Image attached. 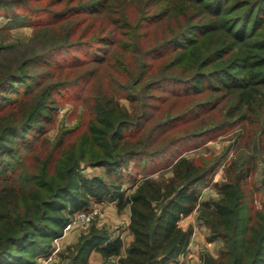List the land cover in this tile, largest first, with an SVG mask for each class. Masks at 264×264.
<instances>
[{
  "label": "trees",
  "instance_id": "trees-1",
  "mask_svg": "<svg viewBox=\"0 0 264 264\" xmlns=\"http://www.w3.org/2000/svg\"><path fill=\"white\" fill-rule=\"evenodd\" d=\"M65 1L52 0L51 7L38 12L30 7L31 0H9L0 2V11L12 13L7 16L21 24L37 21L34 26L41 29L72 16L112 10L111 0H83L73 7L55 9ZM183 2L181 30L149 53V59L192 48L191 53L196 50L193 68L181 72L183 77L168 76L142 85L143 70L131 86L116 83L117 90L112 86L93 98L81 131L65 130L56 142L46 133L57 110L58 95L77 88L89 75L81 72L67 82L38 84L30 68L44 61L53 65L57 54L65 51L89 52L92 62L105 63L109 48L118 43L115 33L104 29L92 38L83 34L63 44L65 47H46L17 67H1L0 264H38L63 236L76 212L105 201L116 203L119 213L129 209L132 241L125 254L120 238L92 226L67 248V264H89L93 253L105 260L119 258L118 264L175 262L186 253L193 235V229H182L180 221L195 211L208 229L207 242H221L217 257L206 254L201 264H264V202L261 208L255 206L258 189L253 192L250 185L257 162L264 159V121L259 116L264 109V0ZM197 9L202 21L192 24ZM17 10L27 12L21 16ZM224 13L229 17L222 19ZM157 20L153 15L141 23ZM117 26L122 37H129L122 22ZM151 66L142 65L146 72ZM62 67L69 66L58 69ZM118 87L129 92L125 98L132 111L121 105ZM139 90L145 95L139 97ZM150 91L164 96L157 98ZM202 93L210 97L196 103L195 96ZM167 100L174 104L186 100L187 106L179 115L160 114L146 128L153 120L151 111L159 109L153 102ZM207 111L216 112L210 122L203 116ZM183 124L184 129L175 131ZM237 126L243 127L245 146H255L250 148L252 154L226 165L224 181L214 184L219 199L200 204L198 186L213 179L218 163L186 156L171 161L170 150L217 137ZM166 131L171 133L167 148L161 141ZM133 161L140 166L134 173ZM88 165L104 168V176L83 174Z\"/></svg>",
  "mask_w": 264,
  "mask_h": 264
},
{
  "label": "rangeland",
  "instance_id": "rangeland-1",
  "mask_svg": "<svg viewBox=\"0 0 264 264\" xmlns=\"http://www.w3.org/2000/svg\"><path fill=\"white\" fill-rule=\"evenodd\" d=\"M6 1L9 0H0V2ZM77 2L83 3V0H68L63 2L62 5H58L55 9H65L67 6L73 7ZM31 3L30 7L38 10V12L39 10L48 9L52 6V0H31ZM183 3H185L183 0H111L109 7L112 10L107 13L101 15L72 16L65 22L48 27L45 26L41 29L34 26L37 21L33 25L21 24L14 17L7 16L12 13L0 11V69L6 64L17 67L24 60L32 56H37L38 54L40 55V53L47 49L46 47L53 46L54 49L63 47V44L77 40L83 34L86 38H92L100 35L104 29L108 33H115L114 35L118 43L116 46L109 48L110 57H108L105 63L99 64L92 62L89 52L88 55H85L86 53L65 51L57 54V62L53 65L51 63L49 64L50 61H44L30 68L29 72L33 78L37 79L38 84L52 83L53 81L67 82L68 80H74L81 72L82 74L86 72L89 75L77 88L63 90L58 95L57 110L54 113L52 124L47 126L48 130L46 133L48 139L56 142L61 138L65 130H82L84 123L89 117L87 115L90 103L93 98L104 92L105 89L115 86L117 90V84L131 86V83L137 81L139 74L143 70L145 71V80H142V85L154 79L159 80L168 76L183 77L181 72H187L193 68V56L196 55V50L191 53L192 48L187 49L186 52L185 50H178L168 55L165 54L156 60L149 59V53L160 47L173 34L181 30L179 27H181L180 22L182 21L180 14L184 10ZM17 11L21 16L27 12V10ZM198 12L199 10L197 9L195 18L192 20L193 22L191 21L192 24L201 23V16L197 18ZM153 15L159 17V21L151 22L149 25L144 24V22H142L143 24L141 23V19H148ZM228 17L224 13L222 19ZM41 20L43 19L41 18ZM41 20L40 22H42ZM118 22H122V25L125 26L124 31L128 33L129 37H122L118 29L120 25L117 26ZM250 32L251 29H248L246 34L247 39H250ZM252 39L256 40L257 36H254ZM70 57H74L75 60H71ZM115 59L118 62L117 67H115ZM145 63L146 65H152V68L147 69V72L142 67ZM59 66L69 67L58 69ZM117 70L119 72L114 73ZM142 85L139 89L142 88ZM262 89L264 91V86ZM118 92L121 105L132 111L130 102L125 98L126 93L129 94V92L122 91L119 87ZM136 93H138L137 95L139 97L145 95V92H141L140 90ZM149 94L160 98L164 96V94L157 91H150ZM8 96L14 97L13 95ZM208 97L210 96L202 93L199 96H195L194 100L196 103H201L202 100ZM191 99L193 98L187 100L192 102ZM179 101L175 104L174 101L168 100L164 104L153 102L159 109L151 111L153 120L146 128L157 122L155 118L160 114H166V117L181 114L182 110L187 106V101ZM141 103H139V107H141ZM215 113L213 111H207L206 114H202L204 118L207 117V122H210V117H214L213 115ZM259 116L263 122L264 109L259 112ZM184 127H186L185 124L181 128L178 126L175 131L184 129ZM242 133L243 127L237 126L233 130L219 134L217 137L177 145L170 150V153H172V157H170L171 161H174L179 156H186L189 158L203 159L207 163H218V168L213 179L198 186L200 204L205 201L219 199V194L214 184L224 181V167L226 165L231 161L242 160L252 154L250 148L254 149L255 146L251 145L250 147H246L245 142L241 139ZM170 134V132L166 131V134L161 136V141L166 143V148L169 145V140L167 142V139ZM136 164V161L130 164L132 173L140 168ZM82 171L88 177H103L105 173L104 168L93 167L92 165L84 166ZM167 176H170V173L167 172ZM250 185L253 192L256 191L255 187L258 189L254 192V203L257 208H261L264 202V159L262 158L257 162V169ZM125 189H129V185H125ZM115 205L116 203L114 202H95L90 204L88 210L76 212L71 217L70 224L66 228L63 236L53 242L50 252L46 256L39 258L38 264H67V260L64 259L68 255L67 248L75 245L79 237L89 232L92 226L106 230L108 235L114 239L120 238L123 242V254H125V249L131 243L127 230L129 224V209H125L119 213ZM80 213H88L89 215L83 217L80 216ZM188 217V219L184 218L180 221V227L182 229L185 228V230L189 228L193 229L190 243L192 242V249H194L196 254L191 258L192 261L196 259L197 252L201 253V251H204L201 253L202 255H211L209 252H215L216 249L219 252L221 247L220 241H217V246L213 245L211 248H208L210 249V251L208 250L209 252H205L203 249L201 250L203 244L202 236L207 238L209 233L202 221L199 220V211H195ZM187 253H190V249L188 248L184 254L185 257L182 255L183 259H185L183 260L184 262L187 259ZM217 255L218 253L216 256H211L217 257ZM118 259L111 258L105 260L99 254L93 253L89 259V264H118Z\"/></svg>",
  "mask_w": 264,
  "mask_h": 264
},
{
  "label": "crops",
  "instance_id": "crops-1",
  "mask_svg": "<svg viewBox=\"0 0 264 264\" xmlns=\"http://www.w3.org/2000/svg\"><path fill=\"white\" fill-rule=\"evenodd\" d=\"M115 207H117L116 205H115ZM189 217H187V218H185V219H188ZM128 226H129V224H128ZM184 228V227H183ZM128 230V229H127ZM184 230H185V228H184ZM128 234H129V236H130V241H132V235L129 233V230H128ZM194 235H195V232H194ZM202 248H201V250L203 249V250H205V252H209L210 251V249H208V248H211V246H213V245H216L217 246V243L218 242H213V243H208V242H206V238H205V236H202ZM192 241H193V238H192ZM190 246L188 247V249H190V253H187V256H186V261L184 262L183 260H185V259H183V256H180L175 262H171V263H169V264H201V259H202V257L204 256V255H202L201 253H203L204 251H201V253H199V252H197V257H196V259H194L193 261H192V259L191 258H193L194 257V255L196 254L195 253V251H194V249H192V242L189 244ZM204 246V247H203ZM209 250V251H208ZM211 255H213V256H216V254L218 253L217 252V249H216V251L215 252H209ZM185 257V256H184ZM189 260H191V261H189ZM195 262V263H194Z\"/></svg>",
  "mask_w": 264,
  "mask_h": 264
},
{
  "label": "built area",
  "instance_id": "built-area-1",
  "mask_svg": "<svg viewBox=\"0 0 264 264\" xmlns=\"http://www.w3.org/2000/svg\"><path fill=\"white\" fill-rule=\"evenodd\" d=\"M81 215L80 216H83V217H86V216H88L89 214L87 213V214H83V213H80ZM86 215V216H85Z\"/></svg>",
  "mask_w": 264,
  "mask_h": 264
}]
</instances>
